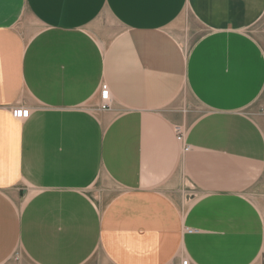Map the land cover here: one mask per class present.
<instances>
[{
  "label": "crops",
  "instance_id": "obj_1",
  "mask_svg": "<svg viewBox=\"0 0 264 264\" xmlns=\"http://www.w3.org/2000/svg\"><path fill=\"white\" fill-rule=\"evenodd\" d=\"M262 99L264 0H0V264L86 263L93 235L113 241L97 226H188L185 256L262 264ZM252 228L259 249L234 257Z\"/></svg>",
  "mask_w": 264,
  "mask_h": 264
},
{
  "label": "rangeland",
  "instance_id": "obj_2",
  "mask_svg": "<svg viewBox=\"0 0 264 264\" xmlns=\"http://www.w3.org/2000/svg\"><path fill=\"white\" fill-rule=\"evenodd\" d=\"M28 26H37L34 22L32 17L27 12V16L23 18ZM104 20L107 21L108 24H111V19L106 17ZM178 26H181L182 29L187 28L189 30L190 36V43L196 40L200 34L202 33L201 26L196 22L194 16L191 12L185 11L178 22L176 23ZM204 32V31H203ZM188 99V98H187ZM261 101L264 102V99ZM109 105H107V109ZM101 108V107H100ZM264 108L263 106L258 107L257 105L254 107L255 113L258 112L259 109ZM103 109V108H102ZM253 109V107H252ZM258 109V110H257ZM255 117L259 118V138H264V113L260 114L259 116L254 115ZM179 128V130H178ZM175 129V137L177 140L182 141L185 137V129L181 125H176ZM184 149H188V146L185 145ZM264 178V174H263ZM261 179V178H260ZM264 183V181H263ZM193 187L188 183L187 190L185 194V199L187 202L193 201L197 196L193 193ZM157 192H161L162 188L156 189ZM158 196L161 198L162 194L158 193ZM114 197V195H98V196H91L92 202L91 207L93 209V213L97 216H100L102 212H104L105 206L110 202V200ZM216 197V196H214ZM256 199L264 204V195L258 197ZM206 202L212 205H223L227 204L228 202L225 201L222 197H216L213 199L205 200ZM253 200L251 199V208H254ZM158 211H155L157 213ZM211 212H207L208 216L206 219L208 221L213 220L214 215L211 217ZM252 220H251V227H254V222L256 221V216L258 217L257 211H251ZM177 222V220H174ZM122 223V221H119ZM161 226V225H160ZM188 226H183L178 232V236L171 233V235H162L161 233L167 227H154V234L152 232L145 233L144 231L139 230L136 226L134 228V233L130 232V227L120 226L118 228L115 227H107L102 228V226H97L99 228V232L101 233L102 230L106 231V237L100 234V238H107L112 239L113 241H108L107 246H104V243L98 240V236L93 235L92 243H91V258L83 264H180L183 260H187L188 264H226L228 261L224 258H216L217 254L216 248L217 246L214 243H205L202 244L206 248V253L203 256H207L205 258H200L196 254L191 256H185L186 251L192 244L191 241L188 239V235H186L185 228ZM128 229V230H126ZM189 229V228H188ZM113 230L115 234H113ZM191 230V229H190ZM119 231V232H118ZM164 234V233H163ZM185 241L181 245L180 240L182 237H186ZM246 242L238 244L235 246V249L232 251L234 257L238 258L241 253L245 251L255 252L259 249V245L256 242L253 228L251 229L250 238L248 241V236L246 237ZM198 245L197 243H193L192 246ZM201 245V246H202ZM221 248V247H220ZM226 255V254H223ZM213 256L214 258H211ZM264 256H262L263 258ZM205 260V261H204Z\"/></svg>",
  "mask_w": 264,
  "mask_h": 264
},
{
  "label": "built area",
  "instance_id": "obj_3",
  "mask_svg": "<svg viewBox=\"0 0 264 264\" xmlns=\"http://www.w3.org/2000/svg\"><path fill=\"white\" fill-rule=\"evenodd\" d=\"M99 96H100V107L104 109L108 105L107 100L109 96V89L106 83L101 84ZM28 112H29L28 109L18 108L13 110L12 115L16 118L27 117ZM183 264H186V261L183 262ZM262 264H264V257L262 258Z\"/></svg>",
  "mask_w": 264,
  "mask_h": 264
},
{
  "label": "bare ground",
  "instance_id": "obj_4",
  "mask_svg": "<svg viewBox=\"0 0 264 264\" xmlns=\"http://www.w3.org/2000/svg\"><path fill=\"white\" fill-rule=\"evenodd\" d=\"M243 63V62H242ZM14 109H18V108H14ZM13 112V111H12ZM16 118V117H15ZM21 118H26V117H21ZM191 229V230H190ZM190 229H187V231L190 233H194L196 230H194V229H192V228H190ZM186 261V264H188V262H187V260H183L180 264H183V262H185Z\"/></svg>",
  "mask_w": 264,
  "mask_h": 264
}]
</instances>
